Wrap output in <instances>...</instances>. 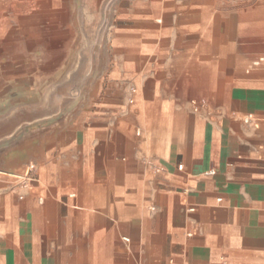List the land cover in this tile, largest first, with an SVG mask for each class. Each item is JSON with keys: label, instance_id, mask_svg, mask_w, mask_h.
Returning <instances> with one entry per match:
<instances>
[{"label": "crops", "instance_id": "obj_1", "mask_svg": "<svg viewBox=\"0 0 264 264\" xmlns=\"http://www.w3.org/2000/svg\"><path fill=\"white\" fill-rule=\"evenodd\" d=\"M112 9L101 101L0 117V264H264V0Z\"/></svg>", "mask_w": 264, "mask_h": 264}, {"label": "rangeland", "instance_id": "obj_2", "mask_svg": "<svg viewBox=\"0 0 264 264\" xmlns=\"http://www.w3.org/2000/svg\"><path fill=\"white\" fill-rule=\"evenodd\" d=\"M28 1L14 4L11 20L0 13V110L3 101H14L9 114L34 101H52L46 114L55 101H101L117 0ZM36 116L26 113L15 127Z\"/></svg>", "mask_w": 264, "mask_h": 264}, {"label": "water", "instance_id": "obj_3", "mask_svg": "<svg viewBox=\"0 0 264 264\" xmlns=\"http://www.w3.org/2000/svg\"><path fill=\"white\" fill-rule=\"evenodd\" d=\"M39 103V101H34L31 103V105H37ZM14 105V101H3V103L1 104V106H3V110H0V117L1 116H5L8 115L9 111H11V107H13ZM54 120V118H52L51 120H45V121H37L36 123H30V124H25L23 126H21L17 132L15 133L17 136L21 135L22 133H24L25 131L37 128L41 125H43V123H48L49 121Z\"/></svg>", "mask_w": 264, "mask_h": 264}, {"label": "bare ground", "instance_id": "obj_4", "mask_svg": "<svg viewBox=\"0 0 264 264\" xmlns=\"http://www.w3.org/2000/svg\"><path fill=\"white\" fill-rule=\"evenodd\" d=\"M86 44V43H85Z\"/></svg>", "mask_w": 264, "mask_h": 264}]
</instances>
